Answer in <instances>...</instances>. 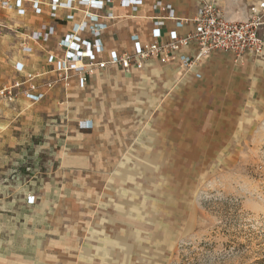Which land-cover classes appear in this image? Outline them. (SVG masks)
<instances>
[{"label":"rangeland","instance_id":"rangeland-1","mask_svg":"<svg viewBox=\"0 0 264 264\" xmlns=\"http://www.w3.org/2000/svg\"><path fill=\"white\" fill-rule=\"evenodd\" d=\"M132 82L0 95V264H264V79Z\"/></svg>","mask_w":264,"mask_h":264},{"label":"crops","instance_id":"crops-1","mask_svg":"<svg viewBox=\"0 0 264 264\" xmlns=\"http://www.w3.org/2000/svg\"><path fill=\"white\" fill-rule=\"evenodd\" d=\"M65 1V0H64ZM79 1V0H78ZM73 2L71 7H60L56 9V14L53 16L52 11L48 6H44L40 13H35L29 4L26 5V12L18 15L15 10L3 11L1 15L4 17H12L19 26L16 30V43L18 45H26L32 48L31 52L18 51L12 52L7 46L3 45L6 53L0 61L2 67L6 66L11 72H15V64L24 65L25 72L34 73L33 75L43 73V77L55 79L56 74L51 71L52 65L48 61L49 55L62 57L64 49L58 44L66 35L70 34L75 25H78L86 20V12H92L97 18L95 25L101 29L100 33L95 37L90 28H86L81 33L83 39H88L94 42L99 38L102 48L97 51L94 49L95 60L103 62L108 60L113 54H122L125 52L133 53L138 47L150 44V42L158 41L166 43L170 38V33L175 31L179 36L186 35L194 30L192 23H182V19L191 18L197 13L202 0H102L104 5L99 7L94 5L90 8L80 2ZM101 1V0H96ZM256 0H220L222 8L232 17H243L247 6ZM161 2L163 5L169 4L173 10V16L170 10H162L156 7V4ZM240 5H244L240 7ZM70 15H73L70 18ZM156 21H161L159 25L161 29V37L157 38L154 35ZM90 24H94L90 23ZM42 25L52 26L55 30L48 41H34L27 39L32 32L38 31ZM25 39H27L25 41ZM90 48V47H89ZM92 48V46H91ZM198 47L196 44H191L189 47L182 49L180 54L184 53L187 56H193L197 53ZM179 54H175L173 59L167 64H163L158 60H151L143 69L124 70L120 66L109 65L103 70H97L91 75L88 83L81 87L76 77L71 80L70 87L66 90L63 97H71L77 95L80 90H85L93 83L100 81L106 75L125 74V81L130 86L134 87L132 80L136 76L145 77H160L165 84L189 82L192 84L206 83L213 80L214 77L230 79V85L235 81V77L243 74L244 76H253L258 73L260 79H264V56L254 59L247 56L243 63H235L233 56L225 54L221 51H214L198 61L191 68H187L181 61ZM233 65L228 66L229 62ZM5 63V64H3ZM235 68H240L239 70ZM26 74V73H25ZM44 79L40 77L37 82H42ZM98 80V81H97ZM59 88L62 91L63 82L59 81ZM72 87L74 89H72ZM76 88V89H75ZM59 92V90H58ZM58 92L48 91V98H56L61 94ZM45 108L46 101H40L36 108ZM89 121L94 127V121ZM81 129V128H80ZM85 130V129H81Z\"/></svg>","mask_w":264,"mask_h":264},{"label":"built area","instance_id":"built-area-1","mask_svg":"<svg viewBox=\"0 0 264 264\" xmlns=\"http://www.w3.org/2000/svg\"><path fill=\"white\" fill-rule=\"evenodd\" d=\"M78 0H0V14L2 11L15 10L18 15L26 12V5L29 4L35 13H40L44 6H48L54 16L56 9L60 7L69 8L73 2ZM83 5L93 8L94 5L99 7L104 5V2L96 0H79ZM156 7L162 10H170L173 16L171 5H163L161 2L156 4ZM197 13L191 17L182 19V23H192L194 30L182 37L173 31L170 33V38L166 43L158 41L150 42L138 47L133 53L113 54L108 60L103 62L95 60L94 49L99 51L102 46L99 38L94 42L88 39H83L81 33L90 28L95 37L100 33L101 29L95 25L97 18L92 12H86V20L75 25L73 31L59 41V45L64 49L62 57L54 55L48 56V61L52 65L51 71L56 74V78L43 77V73L29 75L24 82H17L13 85L0 90V95L13 101L17 96L16 89L23 87L22 94L32 100H40L46 96V90L52 88L57 82H63L64 87H69L73 77H76L81 87H84L91 75L97 70H103L105 67L120 66L124 70L143 69L151 60H158L163 64L173 59L175 54H179L181 61L187 68H191L197 64L205 56L214 51H221L225 54L233 56L235 63H243L247 56L254 59L264 56V0H256L247 6L243 17H232L221 6L220 0H202ZM0 15V23L2 21ZM73 15H70V18ZM94 24H90L93 23ZM154 35L161 37L162 24L161 21L155 22ZM0 27L1 24H0ZM5 27V26H4ZM54 28L48 25H42L41 28L32 32L27 39L38 41H48L54 33ZM25 39V41L27 40ZM191 44H196L198 47L197 53L193 56H187L184 53L180 54L182 49L189 47ZM22 51L31 52L32 48L26 45H21ZM92 46V48H91ZM90 47V48H89ZM80 62V63H79ZM17 69L22 71L24 65L18 63ZM42 77V82H37V79ZM25 85V86H24ZM18 91V90H17ZM82 128L89 129L91 122H81Z\"/></svg>","mask_w":264,"mask_h":264},{"label":"bare ground","instance_id":"bare-ground-1","mask_svg":"<svg viewBox=\"0 0 264 264\" xmlns=\"http://www.w3.org/2000/svg\"><path fill=\"white\" fill-rule=\"evenodd\" d=\"M80 63V62H79Z\"/></svg>","mask_w":264,"mask_h":264}]
</instances>
